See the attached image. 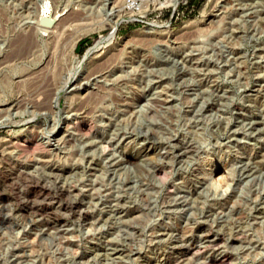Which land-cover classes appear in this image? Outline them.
<instances>
[{"label":"rangeland","instance_id":"1","mask_svg":"<svg viewBox=\"0 0 264 264\" xmlns=\"http://www.w3.org/2000/svg\"><path fill=\"white\" fill-rule=\"evenodd\" d=\"M192 1L0 0V264H264V0Z\"/></svg>","mask_w":264,"mask_h":264},{"label":"built area","instance_id":"2","mask_svg":"<svg viewBox=\"0 0 264 264\" xmlns=\"http://www.w3.org/2000/svg\"><path fill=\"white\" fill-rule=\"evenodd\" d=\"M121 3L122 10L125 15L134 16L130 20H143L152 10L160 12L171 9V17L175 12L182 13L192 12L196 10V5L192 0H177L176 3L167 0H116ZM163 1L162 3H159Z\"/></svg>","mask_w":264,"mask_h":264},{"label":"bare ground","instance_id":"3","mask_svg":"<svg viewBox=\"0 0 264 264\" xmlns=\"http://www.w3.org/2000/svg\"><path fill=\"white\" fill-rule=\"evenodd\" d=\"M167 1H171V2H173V3H176L177 0H167ZM209 1H210V0H209ZM114 2H115V0H114ZM162 2H163V1H160L159 3H162ZM205 4H206V3H205ZM121 9H122V7L120 8V10H121ZM40 15H41V14H40ZM49 15H50V14H49ZM54 15H55V14H54ZM52 16H53V14H52ZM52 16H51V17H52ZM56 16H57V15H56ZM40 17L42 18V16H39V18H40ZM51 17H50V16L48 17L47 15H44V18H43V19H45V20L47 21L46 23H48V24H46V25H49V24H50V21L52 20ZM41 18H40V20H41ZM133 18H134V16H132V15L125 16V20H130V19H133ZM43 19H42V20H43ZM40 20H38V21L40 22ZM53 21H56V20L53 19ZM39 22H38V23H39ZM53 23H54V22H53ZM154 26H156V27H162V26H163V27H164V24L161 25V24H157V23H156V24H154ZM165 26H166V25H165ZM53 27H54V26H53ZM42 28L45 29L44 27H42ZM107 37H108V35H107ZM107 37H106V38H107ZM109 40H110V37L107 38V41H100V39H99V40H98L99 42L97 41L96 44L94 45V47L97 46V45H99V44H101V42H105V43H106V42H108ZM92 48H93V47H92ZM92 48H91V49H92ZM60 190H61V189H60ZM46 218H47V217H46ZM52 219H53V218H52ZM48 224H49L50 226H55V225L57 224V222H56L55 220H53V221H52V220H49V221H48ZM204 234H206V235H205L206 240L214 241V242L217 241V237H216V236L213 237V238L211 239V238H209V236L207 235V233H204ZM213 263H217V260L215 261V259H214V262H213Z\"/></svg>","mask_w":264,"mask_h":264},{"label":"water","instance_id":"4","mask_svg":"<svg viewBox=\"0 0 264 264\" xmlns=\"http://www.w3.org/2000/svg\"><path fill=\"white\" fill-rule=\"evenodd\" d=\"M43 23H46L47 21L45 19L42 20ZM117 26L115 28H112L111 32H113L112 37L114 36L116 32Z\"/></svg>","mask_w":264,"mask_h":264}]
</instances>
